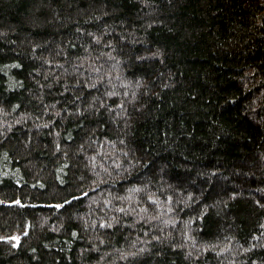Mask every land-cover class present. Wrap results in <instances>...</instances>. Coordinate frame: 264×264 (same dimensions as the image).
I'll use <instances>...</instances> for the list:
<instances>
[{
  "label": "trees",
  "instance_id": "obj_1",
  "mask_svg": "<svg viewBox=\"0 0 264 264\" xmlns=\"http://www.w3.org/2000/svg\"><path fill=\"white\" fill-rule=\"evenodd\" d=\"M0 264H264V0H0Z\"/></svg>",
  "mask_w": 264,
  "mask_h": 264
}]
</instances>
